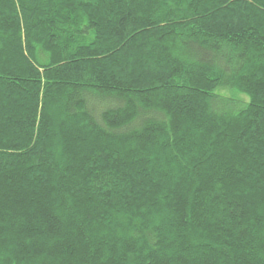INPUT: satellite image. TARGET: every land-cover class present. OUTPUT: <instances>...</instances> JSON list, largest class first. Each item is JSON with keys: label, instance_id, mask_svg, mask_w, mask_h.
I'll return each instance as SVG.
<instances>
[{"label": "trees", "instance_id": "1", "mask_svg": "<svg viewBox=\"0 0 264 264\" xmlns=\"http://www.w3.org/2000/svg\"><path fill=\"white\" fill-rule=\"evenodd\" d=\"M0 264H264V0H0Z\"/></svg>", "mask_w": 264, "mask_h": 264}]
</instances>
